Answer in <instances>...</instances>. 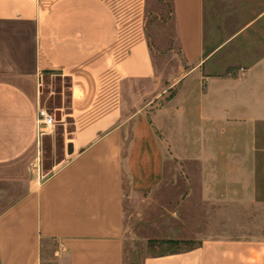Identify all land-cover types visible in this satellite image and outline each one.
<instances>
[{"label":"crops","instance_id":"0c3cea01","mask_svg":"<svg viewBox=\"0 0 264 264\" xmlns=\"http://www.w3.org/2000/svg\"><path fill=\"white\" fill-rule=\"evenodd\" d=\"M172 1L192 68L160 111V136L146 111L124 120L126 88L156 79L147 0H0V264H46L50 242L66 264H126V178L131 196H150L170 154L200 163L209 205H264V0ZM231 3L259 10L250 18ZM209 13L225 24L208 27ZM49 74L70 81L73 131L65 160L41 181L37 122ZM196 240L143 264H264V237Z\"/></svg>","mask_w":264,"mask_h":264},{"label":"rangeland","instance_id":"374dc122","mask_svg":"<svg viewBox=\"0 0 264 264\" xmlns=\"http://www.w3.org/2000/svg\"><path fill=\"white\" fill-rule=\"evenodd\" d=\"M227 5L242 6L240 9L246 10L250 18L253 11L255 13L259 10L258 3ZM215 8L217 13H222L227 6L218 4ZM146 14V29L156 79L136 82L126 88L124 120L146 111L150 119L153 117L152 121L160 135V123L164 116L160 111L168 107L176 97L192 67L186 63L178 42L173 1L147 0ZM222 20L209 13L207 26L216 27L218 23L224 25ZM43 87V104L50 112H62L64 120L58 122L52 135L44 138V157L36 168L40 169V173H36V179L41 181L46 177L44 173L65 160L63 137L67 131H73L72 119L67 117L70 114V81L54 78L49 74L43 77ZM62 88H66L64 95L61 94ZM173 122L175 123V119ZM129 134L131 135V129ZM259 153L257 200L264 201V128H260ZM170 155L166 161L164 183L150 196H131L130 184L126 178V264H143L149 256L188 250L194 243H198V235L264 237V205L253 202V205L245 207L239 201L233 202L234 206L229 209L209 205L201 194L200 163ZM48 250L50 256L47 257L46 264H66L56 254V242H50Z\"/></svg>","mask_w":264,"mask_h":264},{"label":"built area","instance_id":"2783aa9c","mask_svg":"<svg viewBox=\"0 0 264 264\" xmlns=\"http://www.w3.org/2000/svg\"><path fill=\"white\" fill-rule=\"evenodd\" d=\"M37 123L39 140L43 141L46 136L52 135L56 129L58 124L57 112H50L46 107H41ZM37 172L40 173L39 168Z\"/></svg>","mask_w":264,"mask_h":264},{"label":"water","instance_id":"95a60500","mask_svg":"<svg viewBox=\"0 0 264 264\" xmlns=\"http://www.w3.org/2000/svg\"><path fill=\"white\" fill-rule=\"evenodd\" d=\"M58 122L61 121V116L59 113H57ZM74 153V150H72V145H68L67 147V154L71 156Z\"/></svg>","mask_w":264,"mask_h":264}]
</instances>
